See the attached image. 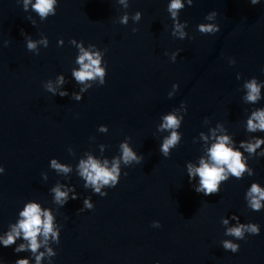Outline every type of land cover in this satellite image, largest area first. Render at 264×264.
<instances>
[{"label": "water", "instance_id": "1", "mask_svg": "<svg viewBox=\"0 0 264 264\" xmlns=\"http://www.w3.org/2000/svg\"><path fill=\"white\" fill-rule=\"evenodd\" d=\"M166 7L167 0H131L127 11H141L143 17L125 27L115 23L123 11L116 0H60L57 14L44 22L31 13L37 19L34 27L17 0H0V165L5 168L0 175V231L15 221L22 201H51L48 189L60 178L49 161L75 164L68 146L78 157L85 150L98 155L103 143L109 145L105 155L112 157L131 136L134 149L145 157L142 164L125 169L128 175L106 197L92 196L93 210L78 212L81 200L60 210L63 229L60 245L54 246L55 264H264V211L247 209L244 200L253 181L264 185V159L250 161L256 175L232 179L210 197L194 191L185 170L186 162L200 155V145L192 141L207 130L205 117L213 125L225 123L237 140L246 138L241 121L248 106L238 91L243 79L236 74L264 80V3L194 0L180 18L188 21L187 31L195 39L183 41L171 36ZM212 10L219 13L221 31L214 36L196 32ZM132 27L139 31L133 33ZM22 29L33 39L43 32L49 47L41 48L39 56L27 51ZM59 38L63 47H57ZM72 38L107 49L106 84L90 89L80 102L52 96L42 86L59 73L71 79L77 54L68 43ZM176 49L181 53L172 63L164 53ZM228 57L236 65L229 66ZM74 83L65 85L70 93L78 90ZM173 83L180 89L169 99ZM181 101L188 105L183 141L164 158L156 125L161 114ZM101 124L108 126L107 134L97 131ZM41 172L48 173L47 183ZM72 183L82 197L92 195L75 175ZM231 214L261 225L260 235L238 241L236 254L220 245L229 238L220 219ZM153 221L162 227H151ZM0 259L13 264L17 255L11 247H0Z\"/></svg>", "mask_w": 264, "mask_h": 264}, {"label": "clouds", "instance_id": "2", "mask_svg": "<svg viewBox=\"0 0 264 264\" xmlns=\"http://www.w3.org/2000/svg\"><path fill=\"white\" fill-rule=\"evenodd\" d=\"M255 6L264 3V0H249ZM22 5L24 12L29 13L27 20L35 27L37 19L31 15L35 13L40 22L48 20L57 14L60 0H17ZM116 4L122 9V14L117 17L115 23L127 27L131 21L133 25L139 24L143 13L136 11L129 13L131 0H116ZM194 6V0H167L166 11L171 21V36L178 40L195 39L187 31L189 23L181 20L180 14L186 7ZM219 13L215 10L204 16V22L196 25L195 31L202 35H216L221 31L217 22ZM131 31H139L132 27ZM24 36L27 51L36 56L40 55L41 48H48L50 41L41 32L39 39H33L32 35L21 30ZM4 41V46L9 45ZM64 39L57 40V47L64 46ZM68 43L77 50L70 77L64 73L56 75L55 79H48L42 83L43 89L52 96L68 97L76 102L83 100L84 95L93 87H102L106 84L108 75V64L105 60L107 49H101L96 44L85 45L83 40L72 38ZM181 50L165 51L164 55L169 57L170 62L175 63L180 56ZM229 66H234L237 60L228 57ZM236 79H243L238 91L242 93V103L248 107L244 108L245 118L241 125L246 138L237 140L236 133L231 132L225 123L217 121L214 125L211 119L205 117L204 125L206 131H200L193 138L194 144L200 145V155L185 164L188 182L195 192L205 197L219 194L222 186L232 179L242 180L245 176L256 175L255 169L250 161L264 159V80L258 77L243 78L241 73L236 74ZM78 86V90L70 93L65 85L71 82ZM180 89L179 83H173L171 90L167 93L172 99ZM188 114V105L181 101L178 107L161 114L160 122L156 125V133L159 136V153L164 158H170L172 151L180 146L183 141V126ZM97 131L107 134L109 128L101 124ZM96 137H89V141L95 142ZM109 145L99 144V154L94 150H85L77 157L75 149L68 146L70 156L76 159V163L62 162L58 158H51L49 169L54 171L57 179L53 186L48 189L51 201H40L29 199L21 202L14 222H10L4 231H0V247L13 249L17 259L13 264H55L58 255L56 247L61 242L63 224L58 220L60 210L64 209L70 201L81 200L80 213L91 211L95 208L92 196L106 197L108 189L117 187L122 176H127L125 169L134 165H140L145 157L138 153L132 145V137L126 136L118 145L117 153L108 157L105 155ZM5 174L4 166L0 165V175ZM82 182V187L92 195L83 196L77 191L76 184L72 183V177ZM43 182L47 183L49 175L41 172ZM244 200L247 209L255 212L264 211V185L253 181L246 189ZM221 225L224 227V236L229 237L220 241V245L226 252L236 254L240 251L238 241H247L249 236L261 234V225L253 222H241L237 214L221 217ZM153 228H161L159 221H153ZM27 254L21 256L20 254ZM0 264L5 261L0 259ZM159 264V261L156 262Z\"/></svg>", "mask_w": 264, "mask_h": 264}]
</instances>
